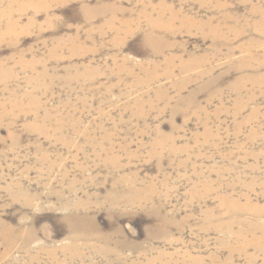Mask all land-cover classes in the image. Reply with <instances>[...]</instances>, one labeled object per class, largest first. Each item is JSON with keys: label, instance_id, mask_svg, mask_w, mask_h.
I'll list each match as a JSON object with an SVG mask.
<instances>
[{"label": "rangeland", "instance_id": "rangeland-1", "mask_svg": "<svg viewBox=\"0 0 264 264\" xmlns=\"http://www.w3.org/2000/svg\"><path fill=\"white\" fill-rule=\"evenodd\" d=\"M263 227L264 0H0V264H264Z\"/></svg>", "mask_w": 264, "mask_h": 264}, {"label": "bare ground", "instance_id": "bare-ground-1", "mask_svg": "<svg viewBox=\"0 0 264 264\" xmlns=\"http://www.w3.org/2000/svg\"><path fill=\"white\" fill-rule=\"evenodd\" d=\"M11 6H12V4H11ZM47 6V5H46ZM10 10V9H9ZM20 10V9H19ZM23 10H24V8H23ZM22 10V11H23ZM7 11V10H6ZM5 11V12H6ZM9 14V13H8ZM5 15V14H4ZM10 15V14H9ZM6 16V15H5ZM15 22V21H14ZM13 27H14V23L13 22H10V24H9V26H8V31H11L12 29H13ZM255 27V26H254ZM15 28V27H14ZM7 29H6V31H7ZM17 29V28H16ZM12 32V31H11ZM4 33V32H3ZM3 33H1V35L3 34ZM9 32H7V34H8ZM13 33H15V31H13ZM10 34H12V33H10ZM6 36V35H5ZM1 39H2V37H1ZM150 42V41H149ZM2 69V68H1ZM7 77V76H6ZM237 206V205H236ZM239 208V207H238ZM242 209V208H241ZM256 211V210H255ZM244 212V211H243ZM250 212V211H249ZM259 212V211H258ZM240 213V212H239ZM231 222V221H230ZM264 228V227H263ZM264 232V231H263ZM252 243V242H251Z\"/></svg>", "mask_w": 264, "mask_h": 264}]
</instances>
